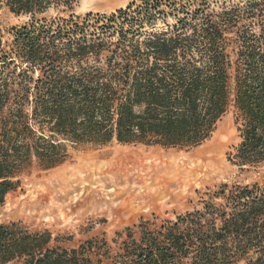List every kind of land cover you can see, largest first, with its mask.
<instances>
[{"label": "trees", "instance_id": "16d2710c", "mask_svg": "<svg viewBox=\"0 0 264 264\" xmlns=\"http://www.w3.org/2000/svg\"><path fill=\"white\" fill-rule=\"evenodd\" d=\"M78 1L1 0L26 20L5 40L0 30V206L34 161L50 169L68 147L112 141L197 147L230 106L239 142L228 160L264 165V0L83 15ZM206 195L199 210L126 227L114 248L104 235L64 247L49 230L0 223V264H264V187Z\"/></svg>", "mask_w": 264, "mask_h": 264}, {"label": "rangeland", "instance_id": "374dc122", "mask_svg": "<svg viewBox=\"0 0 264 264\" xmlns=\"http://www.w3.org/2000/svg\"><path fill=\"white\" fill-rule=\"evenodd\" d=\"M142 2L79 0L75 13L109 14ZM0 6L5 40L6 29L26 19ZM159 28H163L160 21ZM235 117L230 106L211 137L189 149L112 141L104 146L68 147L65 161L50 169L34 161L19 186L7 193L0 223L21 222L33 231L49 230L56 238L53 244L64 247L104 235L114 248L112 239L124 238L117 233L126 227L140 221L153 226L199 210L206 194L222 183L264 187V165L256 170L239 168L227 158L239 142Z\"/></svg>", "mask_w": 264, "mask_h": 264}, {"label": "bare ground", "instance_id": "6f19581e", "mask_svg": "<svg viewBox=\"0 0 264 264\" xmlns=\"http://www.w3.org/2000/svg\"><path fill=\"white\" fill-rule=\"evenodd\" d=\"M87 1H88V0H87ZM115 155H116V154H115ZM115 155H114V156H115ZM121 155H122V154H121ZM114 156H112V157H114ZM118 156H119V155H118ZM118 156H117V157H118ZM118 160H119V159H118ZM115 161H116V160H115ZM117 163H118V162H117ZM108 164H109V163H108ZM112 164H113V163H112ZM109 165H110V164H109ZM196 167H198V166H196ZM196 170H198V169L196 168ZM187 171H188V170H186V172H187ZM165 172H166V170H165ZM184 173H185V172H184ZM188 175H189V174L187 173L186 176H188ZM190 177H191V176H190Z\"/></svg>", "mask_w": 264, "mask_h": 264}]
</instances>
